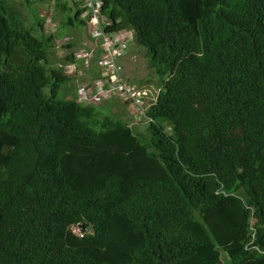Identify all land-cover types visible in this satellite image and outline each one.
Masks as SVG:
<instances>
[{"label":"trees","instance_id":"trees-1","mask_svg":"<svg viewBox=\"0 0 264 264\" xmlns=\"http://www.w3.org/2000/svg\"><path fill=\"white\" fill-rule=\"evenodd\" d=\"M55 1L57 33L0 0V264H264V0H104L156 75L141 129L59 99L87 12Z\"/></svg>","mask_w":264,"mask_h":264},{"label":"built area","instance_id":"built-area-1","mask_svg":"<svg viewBox=\"0 0 264 264\" xmlns=\"http://www.w3.org/2000/svg\"><path fill=\"white\" fill-rule=\"evenodd\" d=\"M87 12V29L90 44L75 54L76 61L65 65L68 76L80 80L78 102L86 106H102L109 101H119L130 108L136 121L150 122L147 112L157 105L159 90L153 84H134L125 77L123 59L134 44V33L129 30L107 32L110 21L103 13L104 0H76ZM50 28V27H49ZM73 42L67 37L59 41L60 47ZM84 65L82 77L76 76L78 66ZM95 68V76L84 77Z\"/></svg>","mask_w":264,"mask_h":264},{"label":"rangeland","instance_id":"rangeland-1","mask_svg":"<svg viewBox=\"0 0 264 264\" xmlns=\"http://www.w3.org/2000/svg\"><path fill=\"white\" fill-rule=\"evenodd\" d=\"M6 1L14 6L22 14V19L27 25L32 24L36 17L41 16L46 22V27L48 26L47 30L53 33L58 32L61 25V20L65 15L57 11V2L55 0H33L31 6L24 5L22 0ZM55 17H58L57 21L54 20ZM82 19L85 20L84 17ZM52 21L54 24H52ZM66 31L68 33L67 37L73 38V41L77 47L73 50L67 49L66 47H60L59 41L62 39H59L53 54V61L58 65L65 62V59L68 55H71L72 53L76 54L79 52L80 48L90 44V33L87 29V26L78 23L75 28L68 27L66 28ZM123 64L125 77L127 80H129V82H145L144 84H153L156 87V75L151 68V62L150 59H148L145 49H141L133 45L131 51L123 59ZM84 70V65L80 64L78 66L77 72L75 73L76 76L81 75L82 77ZM96 72L97 70L92 68V70L84 77V80H91L95 76ZM79 81L80 80L75 79V81L72 80L70 83L66 84L59 94V99L66 101L76 100L77 88L80 84ZM99 111L104 116L108 115L114 119H118L129 124L131 123V119H134L130 114V108L119 101L106 102L99 108ZM143 122L144 121L139 122L134 119L131 124L134 126V128L141 129L139 125H143Z\"/></svg>","mask_w":264,"mask_h":264},{"label":"clouds","instance_id":"clouds-1","mask_svg":"<svg viewBox=\"0 0 264 264\" xmlns=\"http://www.w3.org/2000/svg\"><path fill=\"white\" fill-rule=\"evenodd\" d=\"M65 39V38H64ZM74 42V41H73Z\"/></svg>","mask_w":264,"mask_h":264}]
</instances>
